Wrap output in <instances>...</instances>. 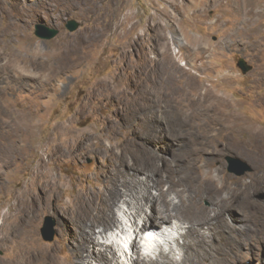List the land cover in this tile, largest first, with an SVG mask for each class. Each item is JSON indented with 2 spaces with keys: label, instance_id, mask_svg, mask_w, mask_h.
Wrapping results in <instances>:
<instances>
[{
  "label": "rangeland",
  "instance_id": "rangeland-1",
  "mask_svg": "<svg viewBox=\"0 0 264 264\" xmlns=\"http://www.w3.org/2000/svg\"><path fill=\"white\" fill-rule=\"evenodd\" d=\"M7 1L11 7L16 2ZM108 1L119 6L125 0ZM128 1L129 5L121 8L119 16L132 12L138 28L130 37L139 32L142 41L127 48L123 44L129 41L128 37L119 39L111 35L112 12L104 8L105 0L98 6L104 10L99 9L97 13L90 12L91 9L83 12L80 2L75 7L45 11L38 0L24 1L32 6L29 17L17 30L13 47L0 51V138L15 127L28 125L39 144L46 137H55L56 126L70 125L76 131L88 128L97 134L104 133L103 141L110 146V135L122 133V123L126 124L125 130L129 126L143 135H152L148 142L150 166L131 169L135 173L132 182L141 183L139 176H149L150 180L160 178L165 191L169 185H175L183 192L176 194L169 190V198L179 201V195L193 192L203 209L183 210L167 218L157 215L153 225L161 226L159 234L148 236L140 229L143 218L132 224L121 197L114 205L119 228L98 234L99 242L109 243L117 256L124 247L129 260L125 257L124 264H134L131 259L139 255L147 262L152 258L157 261L163 250L180 261L184 251L179 247L180 254L176 247L178 242L184 243L180 234L205 216L202 221L207 223L202 231L210 243L219 246L218 256L211 251L217 264H264V0L256 4L255 28L241 34L237 27L243 25L245 17L234 15L235 0ZM96 16H102L103 26L100 35L90 38L87 33ZM153 17L158 21L156 36L151 33ZM70 19L80 23L73 31L66 28ZM3 23L2 18L0 25ZM37 24L59 32L50 39H42L35 34ZM161 51L176 56L190 74L186 75V81L196 88L187 87L183 79L175 78L173 67L165 63ZM241 57L252 65L247 73L237 65ZM154 70L157 74H153ZM154 76H157L155 83ZM107 88L110 97H95L98 90ZM207 89L217 92L210 103L221 114L220 123L213 125L204 122L205 117H194L197 111H202L197 107V96ZM144 90L148 91L147 97ZM203 103L209 104V100ZM231 124L235 125L234 130L221 136L215 134V128ZM35 149L27 159V168L11 177L7 184L9 190L6 188L0 193V202H3L0 225L3 212L13 202V192L25 183L39 156L41 148ZM229 156L245 160L252 170L243 175L231 172ZM97 158L85 155L79 160L50 162L48 169L60 180H66L65 188L60 187L58 195L68 201L81 186L97 191L102 169L113 172L115 168L110 156ZM130 180L127 178L126 183ZM252 181L258 182L253 190L249 186ZM120 182L114 174L108 178L101 189L103 197L110 195ZM152 191L158 194V190L152 188ZM254 201L256 207L249 204ZM54 203L39 217V240L66 255L67 242L73 244L74 239L61 235ZM48 216L54 222L51 240H46L42 232ZM172 219L184 228L174 223L175 231L170 229L173 233L166 230L162 223H170ZM217 219H224L234 228V232L225 233L227 241H222L206 226L216 223ZM162 231H166L165 236ZM135 237L137 248L133 249L130 245ZM7 253L5 248H0V259ZM80 263L90 262L82 258Z\"/></svg>",
  "mask_w": 264,
  "mask_h": 264
},
{
  "label": "bare ground",
  "instance_id": "bare-ground-1",
  "mask_svg": "<svg viewBox=\"0 0 264 264\" xmlns=\"http://www.w3.org/2000/svg\"><path fill=\"white\" fill-rule=\"evenodd\" d=\"M13 1L16 2L11 7L9 5L11 2L8 4L7 0H0V19H4V23L0 25V51L9 50L13 47L15 41L14 36H16L17 30L23 25L22 22L25 21L30 7H32L30 3V5L26 4L24 2L25 0ZM100 1L38 0V5L45 9V11H48L51 8L75 7L80 2L83 12H89L91 9L90 12L95 11L97 13L99 9L104 10L101 7L98 8ZM217 2L218 0H216ZM235 2L236 10L233 11L234 15L245 17L243 25L237 27V32L241 34L247 30L254 29L257 24L255 9L259 0H235ZM128 5V0L121 1L119 6L111 5L108 0H105L104 4V8H110L112 12V16L109 19L111 35L114 34L119 39L129 38V41L123 44V48L131 47L137 44V42L142 41V34L139 32L134 33L133 37H130L138 28V22L134 21L132 12L128 11L124 16H119L121 8ZM186 7L187 5L183 6L184 10H186ZM36 10L38 11V9ZM152 21L151 33L156 36L158 33L157 18L153 17ZM102 26V16H96L87 36L90 38L91 36L97 37L100 35L99 31ZM161 53L166 59L165 63L173 67L175 78L178 80L183 79V85L187 87L196 88L195 85L186 81V75L188 76L189 72L185 70L184 66L179 64L176 56L169 51H161ZM148 54L149 52L146 51L145 55L148 56ZM157 65L159 63L153 67ZM153 74H157L155 70ZM152 82H157V76L152 78ZM187 87L184 88L189 90ZM144 91L147 97L148 91ZM96 94L97 96L95 97L100 98L107 95L110 97L111 93L109 89H100ZM215 96H217V92L213 89H207L204 93L199 94L197 96V99H199L197 107H201L202 109H199L202 111H197L194 117H205L206 120L204 119L203 121L208 122L210 125L220 123L221 114L216 113L210 103V100ZM207 100H209V104L203 103V101L206 102ZM204 122L202 123L204 124ZM125 125L122 123V133L118 134L114 132L110 135V146H107L103 141L104 133L97 134L88 128L76 131L70 125L56 126L54 128L55 137H46L39 144L35 142L36 135L32 130L33 128L28 127V125L25 127H15L6 136L0 138V193L7 188L11 177L19 173L22 168H27V159L34 149L37 147L41 148L33 168L29 170L27 180L13 192V202L9 205L8 210L2 214L0 248H5L8 253L5 258L0 259V264H81L82 258L88 260L90 262L89 264H111L113 261L120 264L126 263L125 257L128 260V256L125 254L124 247L121 249L122 252L117 256L115 251H111V245L109 243H101L98 239V234H106L107 230L113 227L119 228L114 205L118 204L121 197L124 198L123 204L126 207L125 212L130 217L132 224L135 225L137 219L143 218L140 229L143 235L147 234L148 236L153 234L147 232L159 234L158 229H161V226L160 228H155V225H153V221L157 218V215L160 218H167L172 213L178 215L183 210L196 212L199 209H203L198 202L197 194L193 192L186 196L179 195V201H174L173 198H169V190L176 191V194H182L183 192L175 185H169L168 190L165 191L163 189L162 179L160 178L150 180L149 176L148 178L139 176L142 184L140 182H132L135 173L131 172V169L137 170L140 166H150L151 156L148 142H150L152 135H143L136 128H130L128 125V130H125ZM234 127V124L226 127L220 126L215 128L214 131L216 135L221 136L226 134L228 130H234ZM114 129L117 131L116 128ZM109 130L112 131V129ZM181 133L186 135V132ZM255 134L258 135L259 131ZM180 137L183 138L182 135ZM181 154V152L178 153L180 156ZM85 155H94L96 159H98V155L110 156V161L112 162L113 168H115L112 170L113 172H107L105 169H102V172L98 175L100 188L98 185L99 189L97 191L81 186L72 198L67 201L58 195L60 187L61 189L65 188V178H61V180L57 178L48 169L47 165L56 160L61 162L79 160ZM113 174L121 182L113 189L110 195L103 197L104 193L101 189ZM127 178L131 179L128 183H126ZM256 183L258 182L252 181L249 184L252 190ZM152 188L158 190V194L153 193ZM38 191L42 194V197L38 194ZM53 202H55L53 211L57 216L59 215L58 223L61 235L66 234L74 239L73 244L66 241V255L63 253L60 254L56 250V247H49L39 240V217L44 210L51 208ZM2 203L0 202V207ZM249 204L252 207L257 206L255 201ZM142 214H144L143 217ZM202 218H205V216ZM202 218L192 223L185 233L180 234L184 238V243L180 244L178 242L176 246L179 251V247H182L184 250L180 261H175L164 250L161 251L157 261H154L152 258L147 262L144 259L145 257L143 258L141 255L131 260L134 264H217L211 251H213L215 256H218L219 246L207 240L204 234L205 232L202 231L207 222H203ZM177 220L179 221V219ZM174 223L177 224L176 227L184 228L181 227L183 225L173 221V219L170 223H162V225L166 230L172 229L173 231L175 229L173 226ZM206 226L222 241L228 240L225 233L234 232V228L227 224L224 219H217L216 223H209ZM162 233L165 236L166 231H162ZM148 238L150 239V237ZM154 239L156 240V237ZM132 243L133 245L130 246L133 249L137 248L136 237L132 239ZM152 246L151 243L149 248ZM108 251H111L112 254L109 255ZM171 251H175L174 246L171 248Z\"/></svg>",
  "mask_w": 264,
  "mask_h": 264
},
{
  "label": "water",
  "instance_id": "water-1",
  "mask_svg": "<svg viewBox=\"0 0 264 264\" xmlns=\"http://www.w3.org/2000/svg\"><path fill=\"white\" fill-rule=\"evenodd\" d=\"M80 23L75 19H70L66 22V28L70 31H73L79 27ZM59 30L56 28L47 27L44 24H37L35 26V34L42 39H50L58 34ZM238 67L241 69L243 73H247L252 69V65H250L247 60L243 57L239 58L237 61ZM229 170L237 175H243L248 171L252 170L251 165L240 157H228ZM53 219L51 217L46 218L45 225L43 227V237L46 240L53 239L54 230H53Z\"/></svg>",
  "mask_w": 264,
  "mask_h": 264
},
{
  "label": "clouds",
  "instance_id": "clouds-1",
  "mask_svg": "<svg viewBox=\"0 0 264 264\" xmlns=\"http://www.w3.org/2000/svg\"><path fill=\"white\" fill-rule=\"evenodd\" d=\"M147 233H154V232H147ZM144 235H147V234H144ZM151 249H152V247H151Z\"/></svg>",
  "mask_w": 264,
  "mask_h": 264
}]
</instances>
